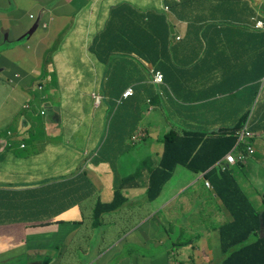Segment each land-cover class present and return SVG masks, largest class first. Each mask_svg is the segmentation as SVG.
I'll list each match as a JSON object with an SVG mask.
<instances>
[{"label":"crops","instance_id":"obj_1","mask_svg":"<svg viewBox=\"0 0 264 264\" xmlns=\"http://www.w3.org/2000/svg\"><path fill=\"white\" fill-rule=\"evenodd\" d=\"M4 2L13 4L0 0V7ZM37 7L38 28L21 37L33 40L35 49L17 51L13 77L20 82L15 88L25 100L22 108L28 109L24 104L33 92L39 115L24 114L0 143V264L16 255L35 264L27 258L41 256L56 241L70 242L84 230L85 213L98 201L113 200L121 185L124 196L152 201L149 158L137 155L142 147L136 143L159 154L157 166L163 152L158 138L169 130L213 139L244 119L252 137L239 143L244 151L232 153L247 154L250 145L254 152L244 163L253 162V184H264V28L254 25L260 20L264 26V0H39ZM153 71L162 73L161 84L151 81ZM127 88L132 95L122 98ZM142 129L145 137H135ZM63 135L83 137L86 166L103 161L76 175L53 176L51 167L71 165L82 154L69 150L81 144H60ZM121 156L131 162V172H121ZM180 168L158 195L167 185L179 193L192 184L203 206L215 198L222 205L212 179L194 173L184 179ZM125 178L128 183L120 184ZM263 189L247 195L257 209ZM223 215L224 222L230 220ZM199 242L195 252L208 249L221 259L218 241L215 249ZM39 262L52 260L45 254Z\"/></svg>","mask_w":264,"mask_h":264},{"label":"rangeland","instance_id":"obj_2","mask_svg":"<svg viewBox=\"0 0 264 264\" xmlns=\"http://www.w3.org/2000/svg\"><path fill=\"white\" fill-rule=\"evenodd\" d=\"M12 1L11 6L4 2V6L0 7V69H3L0 71V139L2 140L0 143L7 142L8 130L15 128L24 114L30 118L31 115H39L33 92L28 91L31 101L24 104L28 109H24V106L22 108L25 100L18 95L15 88L20 86V82L13 77L18 64L15 60L17 51L35 49L33 40L29 41V38L21 39V37L31 30L40 15V9L37 7L39 0ZM51 1L56 3L58 0ZM164 128L168 129V127ZM141 134L145 135L143 129ZM164 135L158 138L157 144H161ZM59 142L81 144L77 149L69 150L82 154L78 159L73 160L71 165L61 164L57 165V168L51 167V171L54 172L52 174H55L53 176L76 175L80 168L90 170L94 167L95 161L91 167L83 163L82 156L85 152L82 147L83 137L63 135L59 138ZM136 146L142 147L137 155L149 158L146 170L150 176L154 171L153 167L157 164L159 154L148 151L143 142L136 143ZM238 154L232 153L236 161ZM60 162L62 163L63 160ZM121 163V172L124 174L131 172V162L125 164L124 156H121ZM108 168L110 171L111 168ZM180 169L182 178L187 179L192 175L186 169ZM87 173L84 172L83 176L89 177ZM255 176L253 162L244 163L233 171L235 182L247 195L253 194L254 188H264L262 183L259 186L253 184ZM199 187H203L202 183ZM176 190L175 185L164 186L161 194L152 201L138 196L132 197L121 208L111 213H104L101 216V224L97 227L93 224L91 215L85 213L86 225L81 234L70 242L56 241L53 247H46L41 256L27 259L39 264L42 256L47 254L51 257V264H220V259L211 255L208 249L195 252L194 247L200 248V240L211 248L217 247L218 237L216 239V232L213 229L214 226L224 222L223 213L226 210L216 198L213 200L214 204L205 202L203 206V201L200 203L198 198L200 190L192 184L182 192L177 193ZM167 202L169 205L165 206ZM184 208H186L183 211L185 213L180 214L179 211ZM176 212H178L177 216L174 214ZM170 213H173L174 217ZM226 213L228 214L227 211ZM188 252L190 256L185 258L184 255ZM25 257L16 255V259L6 264H25Z\"/></svg>","mask_w":264,"mask_h":264},{"label":"trees","instance_id":"obj_3","mask_svg":"<svg viewBox=\"0 0 264 264\" xmlns=\"http://www.w3.org/2000/svg\"><path fill=\"white\" fill-rule=\"evenodd\" d=\"M164 65L160 64L161 71ZM121 100L122 98L119 103ZM119 109L120 107L115 113ZM243 121L244 119L230 133L219 134L213 139L203 138L200 133L179 135L170 131L164 135L161 139L163 152L159 163L149 176L148 198L154 200L157 197L176 166H181L194 174L214 175L216 172L214 164L227 152L236 148L233 147L237 140L235 133L242 127ZM133 137L132 134L131 141ZM102 161L103 159L97 158L95 163ZM214 177L212 180L215 197L220 200L230 216L229 221L218 224L213 229L218 235L220 264H264V232L259 233V217L264 224V199L261 202L262 208H255L247 194L235 182L232 170L220 172ZM129 180V178L122 179L120 184H127ZM125 186L121 185L120 191L114 189V198L110 202L96 203L90 213L96 227L101 224V216L104 213L114 212L121 208L126 200L132 198L129 194L124 196L122 193V188Z\"/></svg>","mask_w":264,"mask_h":264},{"label":"built area","instance_id":"obj_4","mask_svg":"<svg viewBox=\"0 0 264 264\" xmlns=\"http://www.w3.org/2000/svg\"><path fill=\"white\" fill-rule=\"evenodd\" d=\"M254 25L256 28H259V29L264 28L263 23L260 20H256ZM151 81L157 85L161 84L163 82L162 73L159 71H153ZM260 85H261L260 88L262 86H264V76L260 81ZM131 93H132L131 88H127L122 93V98H127V96L131 95ZM144 136H142V134L140 132L135 134V137H137V138L140 137V139H142ZM236 136H237V143H240V142L244 141V139H246V140L250 139L252 137V133H250L247 130V127H242L241 129L236 131ZM246 152H247V154H252L254 152V149L250 145H248V146H246ZM244 158H245V156L242 153H240V154H238V160L236 161V158H234L233 155L231 154V152H229L222 158L223 161L219 160L220 163H225V164L221 165L220 170L223 171V170L227 169L228 165H232L235 162H243ZM206 185L208 186V183H206Z\"/></svg>","mask_w":264,"mask_h":264},{"label":"clouds","instance_id":"obj_5","mask_svg":"<svg viewBox=\"0 0 264 264\" xmlns=\"http://www.w3.org/2000/svg\"><path fill=\"white\" fill-rule=\"evenodd\" d=\"M36 89L40 90L41 87H40V86H37ZM26 108H27V106H26ZM41 114H44V112H41ZM241 128H242V127H241ZM241 128H240V129H241ZM238 130H239V129H238ZM238 130H237V131H238ZM145 135H146V134H145ZM235 135H236V133H235ZM144 137H145V136H144ZM144 137H143V138H144ZM143 138H142V139H143ZM236 138H237V136H236ZM245 141H246V139H244V141H242V142L244 143ZM240 143H241V142H240ZM246 146H248V144H246ZM233 147H236L239 151H244V150H245V146H244V145H240L239 143H237V140H236L235 144L233 145ZM230 152H231V154H232V151H230ZM227 153H229V152H227ZM227 153H226V154H227ZM240 153H241V152H240ZM226 154H225V155H226ZM242 154H243V153H242ZM225 155H224V156H225ZM243 155H244L245 158H246L247 155H250V154H243ZM224 156H223V157H224ZM223 157H221L219 160H222ZM245 158H244V161H243V162H235V163L232 164V165H228V168L225 169V170H223V171L220 170V167H221L222 164H225V163H220V161L218 160V161L214 164V169L216 168V169H215L216 172H215L214 175H219L220 172L228 171V170H230V167H232V166H234V165H236V164H238V163H239V164H243V163L245 162ZM222 161H223V160H222ZM203 175H204V174H203ZM214 175H206V177L209 178V179H213V178H215ZM206 183H208V182L205 181V183H204L205 186H207ZM208 187H209V184H208ZM223 223H224V222H223ZM221 224H222V223H221Z\"/></svg>","mask_w":264,"mask_h":264},{"label":"water","instance_id":"obj_6","mask_svg":"<svg viewBox=\"0 0 264 264\" xmlns=\"http://www.w3.org/2000/svg\"><path fill=\"white\" fill-rule=\"evenodd\" d=\"M35 27H37V24L35 25ZM259 233L262 234L264 232V224H263V221L261 219V217H259Z\"/></svg>","mask_w":264,"mask_h":264},{"label":"flooded vegetation","instance_id":"obj_7","mask_svg":"<svg viewBox=\"0 0 264 264\" xmlns=\"http://www.w3.org/2000/svg\"><path fill=\"white\" fill-rule=\"evenodd\" d=\"M36 24H37V28H38V26H39V23H38V22H37V23H35V24H34V27H35V25H36Z\"/></svg>","mask_w":264,"mask_h":264}]
</instances>
